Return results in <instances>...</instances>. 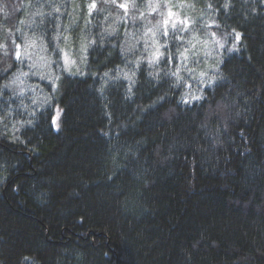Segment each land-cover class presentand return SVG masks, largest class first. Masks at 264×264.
Segmentation results:
<instances>
[{"label": "trees", "instance_id": "16d2710c", "mask_svg": "<svg viewBox=\"0 0 264 264\" xmlns=\"http://www.w3.org/2000/svg\"><path fill=\"white\" fill-rule=\"evenodd\" d=\"M126 1L0 0V264H264V0H194L221 46L192 77Z\"/></svg>", "mask_w": 264, "mask_h": 264}, {"label": "rangeland", "instance_id": "374dc122", "mask_svg": "<svg viewBox=\"0 0 264 264\" xmlns=\"http://www.w3.org/2000/svg\"><path fill=\"white\" fill-rule=\"evenodd\" d=\"M132 2L135 0H127V7H123V10L127 11ZM144 4L139 31L144 35L146 50L153 57L158 56L162 36L175 32L188 50L182 63L184 73L192 77L191 71L197 69V66L202 67L205 74L214 70L219 60L221 43L213 34L211 23L202 15L194 0H144ZM156 15L159 16L158 20L150 18ZM18 51L21 53L18 61L22 69L13 81V87L21 93L30 92L42 97L37 88L34 89L36 85L31 79L32 75H47L50 78L54 76L47 55L33 40L25 42ZM85 53V46L65 50L62 56L65 70L78 73L83 67ZM211 81L214 82L213 79ZM58 116L57 113L55 119Z\"/></svg>", "mask_w": 264, "mask_h": 264}, {"label": "snow or ice", "instance_id": "6c2138e0", "mask_svg": "<svg viewBox=\"0 0 264 264\" xmlns=\"http://www.w3.org/2000/svg\"><path fill=\"white\" fill-rule=\"evenodd\" d=\"M92 7H95V5L93 4ZM121 7H125V8H126L127 6H126V5H121ZM238 39H239V34H237V40H238ZM16 48L19 49V48H20V45L17 44V45H16ZM15 55H16V58L19 59L21 53H20L19 51H17V52L15 53Z\"/></svg>", "mask_w": 264, "mask_h": 264}]
</instances>
